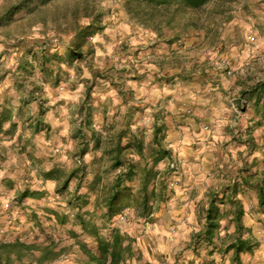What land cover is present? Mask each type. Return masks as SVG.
<instances>
[{
	"label": "rangeland",
	"instance_id": "1",
	"mask_svg": "<svg viewBox=\"0 0 264 264\" xmlns=\"http://www.w3.org/2000/svg\"><path fill=\"white\" fill-rule=\"evenodd\" d=\"M7 1L0 0V14ZM93 8L100 15L102 25L94 27L92 35L82 43L80 50L85 57L70 64L65 61L66 51L74 50L79 42L74 43V13L80 10L79 22L83 26L90 22L86 10ZM179 33L177 40L175 36ZM172 38L176 41L171 43ZM44 49L57 54L61 60L54 59L55 64L50 63L42 71L40 63ZM245 62L256 64L251 71L253 76L254 73L264 76V0H213L208 11L202 14L201 26L188 33L182 32L180 27L160 33L138 25L126 16L123 0H55L44 10L33 14L23 10L9 23L3 21L0 24V192L7 188L5 195L0 194V229H6L9 235L1 236L0 241L5 238L9 244L14 243V232L30 242L47 236L41 229L44 231L52 226L53 210L65 214V228L73 227L77 209L67 204L68 191L64 194L56 192L58 197L35 196L31 204H35L41 213L43 211V215L42 219L34 218L33 229L22 212L29 203L22 204L13 197L11 189L14 188L9 189L4 181L12 175L16 180L28 175L27 186L36 192L40 185L35 180H40L47 171L58 170V176L66 178L72 170H78V176L72 179L69 188L75 190L83 175L87 177L85 182L82 180L80 192H89L87 184L95 177L98 165L88 167L83 158L88 149L85 143L89 140L88 125L93 123L102 130L103 126L111 127L114 122L117 125L121 114L131 106L138 113L137 121L143 127L141 132L147 143L145 157L135 158L137 162L146 164L144 159L148 160L147 164L152 162L149 155L153 125L170 134V143H164L170 155L155 167L149 186V191L157 190L161 194L165 191L168 196L151 200L149 214L156 208L155 203L159 204L155 211L159 216L153 220L147 221V217L137 215L136 221H123V217L116 216L118 218L115 217L111 224L122 230L128 241H136L138 260L145 262L155 256L160 264H167L168 259H163L164 256L174 254L176 237L183 233L170 200L173 190L180 185L177 161L183 153L184 137H188V142L197 138V135L179 134V127H187L181 117L193 118L197 106L194 103L199 100V95L205 99L216 92L226 98L220 101L225 105L229 103L236 115L246 110L248 104L239 98L241 92L231 89L240 77L238 74L233 79L235 66H240L238 72L241 73L243 67L239 64ZM56 64L61 68L60 73ZM224 77L232 78L231 87H224L226 91L231 90L230 95L218 89V82L222 83ZM89 103L95 104L92 111H88ZM216 119L209 126L201 127L207 136L220 121ZM195 133L199 132L195 130ZM174 137L176 143L170 145ZM15 143L33 149L36 167L29 168L26 161H30V157L17 159V166L3 164L8 155L14 158ZM178 147L179 151L176 150ZM107 162L103 177L105 183H110L116 172ZM172 182L174 187L170 186ZM15 184L18 186V182ZM94 195L91 192V196ZM88 208L91 207L84 211ZM163 215L166 216L163 221H158ZM94 219L101 222L99 210ZM68 233L54 234L68 245ZM65 248L67 251L68 247ZM65 255V264L72 262L70 257L73 256ZM28 260L24 257L19 262L14 258L10 264H27Z\"/></svg>",
	"mask_w": 264,
	"mask_h": 264
},
{
	"label": "crops",
	"instance_id": "2",
	"mask_svg": "<svg viewBox=\"0 0 264 264\" xmlns=\"http://www.w3.org/2000/svg\"><path fill=\"white\" fill-rule=\"evenodd\" d=\"M246 63L250 62L239 64L242 65L243 69L245 68V70L241 69V73L238 72L240 66H235L236 75L233 79L238 74H240V77L239 80H237V83L233 84V87L230 86V80H232L231 77H229V80L224 77V79L222 78V83L218 82V85H220V88L218 89L222 90L225 94L230 95L231 92V90L226 91L224 88L225 86H228V88L231 87L233 91L238 90L241 92L242 95L239 98H243L248 106L240 115H236L234 110L230 108L229 103L228 105L222 104L220 100H222L224 96L221 98L216 92L215 94H211L209 98L205 99L199 95V100L194 103V105L197 106L195 107L196 114H194L193 118H186L185 116L181 117L187 127H179V134L183 133L185 136L191 135L192 137H194L193 135H197V138L190 139V142H188V137H184L185 144L183 146V153L177 161V164L180 167L178 176L180 185L173 190L174 194L171 195L170 200H172L171 205L174 207L173 209L176 213V218L178 220L177 223L181 226L179 230H183V233L181 232L182 235L176 237L177 240L176 243H174L176 244V250L173 252L174 254L172 256L171 254H168V257L164 256L163 259H168L167 264H264V198L263 202L260 198V192L263 191L264 193V90L261 91L260 89H257L256 91H252L259 84L264 83V76L259 77L261 73H254L253 76L251 71H253V67L256 64L252 63L249 65ZM200 97L202 99H200ZM199 104H201V107L198 106ZM93 105L95 104H88V111H92V108H94ZM128 109L121 114V120L118 121L117 125H115V122L111 127L107 125L110 129H107L108 127L106 128V126H103V130L102 128H96L93 123L88 125L89 140L87 139L88 141H85L86 149H88L83 158L88 167H91L92 165L96 168L98 165V168L95 170V177L93 180H90L87 184L89 192H84V194L87 193L88 196H90L88 197L89 203L87 207L89 206L91 208H88V211H85L86 214H98L99 210L100 215L102 216L106 212L103 193L94 192L95 195L96 193H99V196L94 195V197H92L90 184L96 179V177H100L101 185L99 188L101 190L104 187L106 188L113 184L115 181L120 169H113L115 170L116 175L110 183H105L103 177L105 162L108 161L107 164H110L111 166L113 164V155L110 151L117 147L125 148L129 144L132 145L134 137L137 139H143L146 149L147 143L144 139V133L141 132L143 127H141L140 122L137 121L138 113L135 111V108L133 110V107L131 106ZM178 113L180 114V112ZM161 115L163 116V114ZM217 117L221 119H218ZM216 118L220 121H218L217 126H214L207 136L206 133L202 131L201 127L206 126L209 123L211 124ZM145 126L148 127L147 124H144V127ZM155 128L156 126L153 125L151 130L152 137H154ZM195 130L199 133L196 134ZM162 133L164 136L162 144L165 147L167 143H170V134L168 131L166 133L165 130H163ZM179 134L177 135L178 138ZM202 134H204V136H202ZM197 140H199L200 143L197 142ZM202 141H204V144H202ZM165 142L166 144H164ZM175 143L176 137H174V140L170 145H174ZM152 146L153 143L151 142L150 148H152ZM29 148L30 147L26 144L15 143L12 150L14 158H10V155H8L10 160L9 158L4 159L5 161L3 164L17 166V159L25 160V158L30 157V161H26V163L29 165L30 169L36 167V159L33 158V155H36L32 153L33 149L31 150V148ZM176 150L179 151L180 148L178 147ZM138 157V153L131 149L126 156L125 162H135L138 166L140 162H137L138 160L135 159ZM160 163L161 161L159 164ZM151 165L152 163L148 164V167ZM142 166H145V164H142ZM50 171L58 174V172H56L58 170L55 171V169H53ZM50 171H47L46 173ZM45 174L40 176V180H35V182L40 185V188L36 190V192L30 190L31 188H28L27 186V183H29V181L26 180L28 175H24V178L21 180L20 178L16 180L15 176L12 175L8 180L4 181L9 185V189L12 187L14 188V190L11 189L13 197L20 200L22 204L25 201L29 203V208L26 207L25 209L26 212L22 211L23 214H25L24 216L26 217L29 226L31 224L30 221L34 220V216L42 219L43 211L41 213V211H38L34 206L35 204H31V201L34 202V198L36 197L29 196L22 198L20 196L21 194L24 192H34L35 196L46 198L52 197L53 195L58 197V194H64L68 191L66 196L68 203V200L71 199L77 191L78 184L75 190L69 188L72 179L75 177L71 179L67 190L63 193H59L57 191V186L62 179L58 177L59 179L57 181L45 180ZM6 177H8V175ZM85 178L83 176L84 182ZM242 178L252 179L251 182L254 185H244L242 183ZM15 182H18V186ZM132 184L133 183H131L130 186H132ZM234 184H237L238 192L232 197V187ZM255 184H258V186ZM170 186L174 187L175 183L172 182ZM6 188L7 187H4V190L0 192V194L5 195ZM262 188L263 190H261ZM133 192H136V185H134ZM162 193V197H160L161 192L155 190V196H157L158 200L160 198L165 199L168 196H165V191ZM229 197H232V199ZM97 200H99L100 204L96 209L95 203ZM213 200H215L214 204H212ZM16 203L18 204L19 202L17 201ZM172 203H174V205ZM155 205L156 208H153L154 211L150 214V217L146 219L147 221L150 219L153 220L159 216L155 212L157 207H159L158 202H156ZM162 206L165 207L164 204ZM56 212L62 215L61 212ZM74 214L76 215L77 211ZM137 215V209L132 207L126 209L124 214L119 215L118 217H123V221H133V219L136 221L135 218ZM209 215L211 218L213 217L218 220V225L216 229L213 230L214 232L211 236L208 235L210 230L209 226L211 224L208 220ZM239 215L241 216L240 218ZM165 217L166 216L163 215L158 221H163ZM252 217L254 221L257 222L252 221ZM100 221L101 222L97 223V225L103 227L104 220L100 219ZM258 221L260 222L258 223ZM72 222H74V220H72ZM50 225H52V228L49 227L48 229H44V231L43 228L41 229L42 232H44V235L47 236L39 237L38 241L33 242L41 243L39 245L41 247L49 246L51 242H54L58 256L53 260L43 262L40 259V254L34 252L33 254H28L26 258L29 260L26 263L65 264L67 261L65 253H70L73 256L70 257V261L72 262L68 264L75 263L77 257H79V254H77L79 253V248L76 244V240L70 238L68 233L70 242L68 245H65L63 240L57 238L54 233H60L61 231L69 232L77 227L72 223L73 227L65 228V224H59L53 219L50 220ZM31 227L34 229L33 224ZM162 227L163 226L161 225L156 233L157 235L161 232ZM255 230L261 231L262 233H256ZM0 234V237L5 235L8 236L9 232L6 231V229H0ZM41 234L43 235V233ZM257 235L263 237L261 238ZM14 241H16V239ZM240 242L243 243L245 248L251 247V250L245 251L238 257L235 253V247H237ZM124 245H129L131 247V256L128 259L130 263L160 264L158 260H155V256L146 259L145 262L138 260L137 258L140 256L138 254V245L136 241L127 240ZM65 247H68L67 251Z\"/></svg>",
	"mask_w": 264,
	"mask_h": 264
},
{
	"label": "trees",
	"instance_id": "3",
	"mask_svg": "<svg viewBox=\"0 0 264 264\" xmlns=\"http://www.w3.org/2000/svg\"><path fill=\"white\" fill-rule=\"evenodd\" d=\"M55 0H9L2 7V12L0 14V24L3 21L9 23L14 16L27 10L30 14L38 12L40 9L49 5ZM213 0H123V9L131 21L151 29L155 32L164 31L165 29H176L180 27L182 32L188 33L189 30L199 28L202 22V14L208 11L209 6ZM32 7V5H34ZM90 22L86 25H80L79 15L80 10L78 9L74 13L75 19V30H74V43L75 49H68L66 51L65 61L72 63L74 61H81L85 56L82 52L81 46L87 37L92 35L93 28L98 27L101 24L100 15L96 13L95 8L91 11L88 9L85 13ZM180 33L175 37H180ZM176 39L172 38L170 42H174ZM40 69L44 71L47 69L50 63H54V59L61 60V57L57 54H51L48 49H44L41 54ZM61 72L60 66L55 65ZM260 89L264 90V83L259 84L252 91ZM12 112V111H11ZM10 112L9 117L12 115ZM1 128V126H0ZM162 129L156 126L154 130L153 146L152 152L149 158L152 160L151 167H148V160L145 166L143 163H139L138 166L135 162L128 163L125 162L126 156L129 154L131 149L135 150L139 157H145V146L143 139H137L134 137L133 144L127 145L125 148H114L110 151L113 155L112 169H120L117 174L113 184L108 187H104L100 190L101 178L96 177V179L90 184L91 192H102L104 196V204L106 212L102 215L104 220L103 227H99L94 219L96 214H86L84 209L89 203L88 194L80 192L83 176L79 177V185L75 195L68 200V205L73 206L77 209V214L74 219V226L76 229L69 231L70 238L76 240V244L79 248V257H77L76 262L73 264H132L128 259L131 256V247L129 245H124L128 240V236L123 234L122 231L114 227L111 222L116 216L123 215L125 210L128 208H136L138 215L141 217H150V207L149 204L151 200L156 199L155 191H149V186L154 178V169L159 164L160 161L166 159L170 155L169 151L163 146L162 141L164 136H162ZM142 166V167H141ZM78 175V170L72 171L66 178H61L55 172H48L44 175L45 180H58L61 178L60 184L57 186V191L63 193L67 190L69 183L72 178ZM59 177V178H58ZM252 179L242 178V183L244 185H254L252 184ZM131 183L136 185V192H133L134 185L130 186ZM264 183V181H263ZM256 185V184H255ZM258 186V184L256 185ZM264 187V184H263ZM263 190V188L261 189ZM238 192L237 184L232 187V197H234ZM22 198L34 196V192H24L20 195ZM160 196V195H159ZM162 197V194L161 196ZM232 197H229L232 199ZM260 198H264L263 191L260 192ZM215 200L212 201V204ZM96 209L99 207V200L96 201ZM37 215V214H36ZM54 220L59 224L66 223V216L60 215L56 211H52ZM211 215V214H210ZM209 215L210 230L208 235L211 236L218 225V220L216 218H211ZM241 216L239 215V218ZM37 218V216H34ZM33 218V219H34ZM146 218V219H147ZM39 219V218H38ZM33 220L30 221V226L33 224ZM65 222V223H64ZM17 234V235H16ZM13 236L16 241L9 244L7 240L1 239L0 241V264H10V261L15 258L17 261H22L24 257L26 258L28 254H33L34 252L40 254L41 261H50L58 256L55 250L54 242H51L49 246H39V242H30L28 240L24 241L19 238L18 233L14 232ZM251 247L245 248L243 243H238L235 247L236 256H240L245 251H250Z\"/></svg>",
	"mask_w": 264,
	"mask_h": 264
}]
</instances>
